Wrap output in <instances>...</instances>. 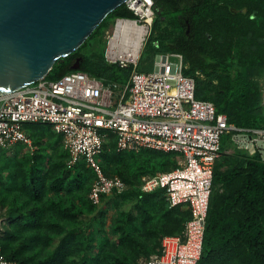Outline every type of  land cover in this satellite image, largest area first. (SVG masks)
<instances>
[{
  "label": "trees",
  "instance_id": "1",
  "mask_svg": "<svg viewBox=\"0 0 264 264\" xmlns=\"http://www.w3.org/2000/svg\"><path fill=\"white\" fill-rule=\"evenodd\" d=\"M153 9L152 27L165 22L176 30L168 39L156 38V48L183 55L184 74L195 77V97L213 102L238 127L264 128L255 80L264 74V0H153ZM116 17L134 15L124 3L117 6L45 77L71 71L80 57L79 70L124 83L129 68L106 62L100 47ZM94 42L98 51L84 53ZM23 127L35 154L14 144L12 157L0 164V211L6 221L0 248L6 258L20 264H140L160 249L164 235L181 232L190 218L187 204L169 207L160 190L144 193L138 187L140 176L174 167L175 155L116 151L110 136L99 155L100 167L106 176H119L127 190L103 195L101 202L117 196L134 204L117 213L114 240L103 228L80 230L79 217L96 207L88 198L95 172L83 160L66 167L69 154L48 123ZM223 146L224 138L221 151ZM98 215L102 221L103 213ZM197 264H264V160L258 153L239 150L215 162Z\"/></svg>",
  "mask_w": 264,
  "mask_h": 264
},
{
  "label": "built area",
  "instance_id": "2",
  "mask_svg": "<svg viewBox=\"0 0 264 264\" xmlns=\"http://www.w3.org/2000/svg\"><path fill=\"white\" fill-rule=\"evenodd\" d=\"M134 17H116L104 31L103 56L129 72L124 83L71 70L56 79L45 76L0 95V152L14 144L32 147L25 123H48L68 152V166L83 160L95 172L88 198L94 205L103 195L120 194L127 184L106 176L99 155L110 136L116 151L158 150L175 155L169 170L143 175L139 190H160L169 207L187 204L190 218L181 232L164 235L160 249L140 264H197L212 190L213 167L221 155L222 139L264 160V128L238 127L216 111L213 102L195 97V77L178 52H158L149 71L139 69L141 52L150 35L153 0H126ZM140 27V47L132 43ZM195 76H201L195 72ZM264 115V74L256 76ZM6 227L0 215V235ZM0 264H20L6 258Z\"/></svg>",
  "mask_w": 264,
  "mask_h": 264
},
{
  "label": "water",
  "instance_id": "3",
  "mask_svg": "<svg viewBox=\"0 0 264 264\" xmlns=\"http://www.w3.org/2000/svg\"><path fill=\"white\" fill-rule=\"evenodd\" d=\"M125 1L0 0V95L44 77Z\"/></svg>",
  "mask_w": 264,
  "mask_h": 264
},
{
  "label": "rangeland",
  "instance_id": "4",
  "mask_svg": "<svg viewBox=\"0 0 264 264\" xmlns=\"http://www.w3.org/2000/svg\"><path fill=\"white\" fill-rule=\"evenodd\" d=\"M154 10V9H153ZM233 12H236L237 10L232 8L231 9ZM241 11H245L243 8ZM112 23V22H111ZM176 34V30L174 27L171 25L165 23V22H160L156 27H152L151 32L149 37L147 38L145 45L143 47V50L141 52V57L139 60V69H146L148 67H152V62L154 59V56L158 51L156 48V38H160L161 40L168 39L172 37L173 35ZM104 38L102 39V45L101 51H103L104 48ZM93 50L98 51V43L94 42L90 46H87L83 49V52L86 54H90ZM26 147L25 151H29L30 154H35L36 148L32 146L31 148L24 145ZM64 149V148H63ZM65 150V149H64ZM142 149L135 151V152H140ZM66 151V150H65ZM239 149H237L232 142L230 141L228 136L224 137V146L223 150L221 151V155L218 158V160H221L223 156L225 155H235L237 154ZM9 149H2L0 152V164L3 163L7 158L9 159L12 157L11 152L9 153ZM9 153V154H8ZM8 154V155H6ZM68 161V160H67ZM66 161V167H68ZM174 161H175V156H174ZM176 163V162H175ZM157 173V172H155ZM5 175L6 173L3 172ZM149 173H146L144 175H147ZM154 174V173H153ZM143 176V175H142ZM140 176V178L142 177ZM133 200L131 199H125L122 200L121 198H118L117 196L115 197H110L104 201H102L99 205H96L94 210L92 212H87L82 214L79 217V222H78V228L80 230H89L93 231L94 228H103L111 240H114V233L112 231L113 226L115 225V222L117 220V213L119 211H128L131 210L133 207ZM99 213H103V218L102 221H100V216L98 215ZM0 215L4 216L3 213L0 211Z\"/></svg>",
  "mask_w": 264,
  "mask_h": 264
},
{
  "label": "bare ground",
  "instance_id": "5",
  "mask_svg": "<svg viewBox=\"0 0 264 264\" xmlns=\"http://www.w3.org/2000/svg\"><path fill=\"white\" fill-rule=\"evenodd\" d=\"M141 32H142V29L140 27H138L135 38H134L133 43H132L133 55H136V53L140 47V37H141L140 34H141Z\"/></svg>",
  "mask_w": 264,
  "mask_h": 264
},
{
  "label": "flooded vegetation",
  "instance_id": "6",
  "mask_svg": "<svg viewBox=\"0 0 264 264\" xmlns=\"http://www.w3.org/2000/svg\"><path fill=\"white\" fill-rule=\"evenodd\" d=\"M237 12V11H236Z\"/></svg>",
  "mask_w": 264,
  "mask_h": 264
}]
</instances>
